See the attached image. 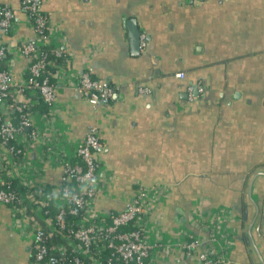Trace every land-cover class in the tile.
<instances>
[{
	"label": "crops",
	"instance_id": "0c3cea01",
	"mask_svg": "<svg viewBox=\"0 0 264 264\" xmlns=\"http://www.w3.org/2000/svg\"><path fill=\"white\" fill-rule=\"evenodd\" d=\"M0 1L15 10V36L31 37L19 0ZM41 9L73 54L68 69L87 67L116 86L94 112L58 85L57 99L68 106L53 125L56 145L72 148L95 123L113 193L136 180L168 187L157 208L168 236L178 227L196 231L195 210L207 218L223 205L231 235L221 264H264V0H42ZM128 20L145 35L137 52ZM196 83L204 92L189 100L187 86ZM31 158L48 184L63 180L49 158ZM97 206L121 204L104 197ZM10 221L0 206V264H31V244Z\"/></svg>",
	"mask_w": 264,
	"mask_h": 264
},
{
	"label": "built area",
	"instance_id": "2783aa9c",
	"mask_svg": "<svg viewBox=\"0 0 264 264\" xmlns=\"http://www.w3.org/2000/svg\"><path fill=\"white\" fill-rule=\"evenodd\" d=\"M41 1L19 0L17 8L33 32L29 38L15 36V10L0 1V206L9 209L10 228L31 244V264H158L171 257L174 264L226 262V207L212 206L207 218L195 210L196 231L178 227L168 236L157 212L168 187L136 180L128 191L113 193L95 123L72 148L56 145L55 121L68 106L57 99L58 85L72 88L94 112L108 106L116 86L87 67L79 74L68 69L73 54L56 41ZM139 38L143 48L144 33ZM193 92L201 95L204 86L188 85L189 100ZM36 153L59 167L61 182L48 184L37 172L31 158ZM104 197L121 207L99 209Z\"/></svg>",
	"mask_w": 264,
	"mask_h": 264
},
{
	"label": "water",
	"instance_id": "95a60500",
	"mask_svg": "<svg viewBox=\"0 0 264 264\" xmlns=\"http://www.w3.org/2000/svg\"><path fill=\"white\" fill-rule=\"evenodd\" d=\"M129 22V28H130V32H129V39H130V43L131 46L133 48V51H138L139 49V30L138 27L136 26L135 22Z\"/></svg>",
	"mask_w": 264,
	"mask_h": 264
},
{
	"label": "trees",
	"instance_id": "16d2710c",
	"mask_svg": "<svg viewBox=\"0 0 264 264\" xmlns=\"http://www.w3.org/2000/svg\"><path fill=\"white\" fill-rule=\"evenodd\" d=\"M63 59H64V57L59 58V59H57L56 61H57V62H59V61H63ZM42 108H43V110H46V109H45V105H42Z\"/></svg>",
	"mask_w": 264,
	"mask_h": 264
},
{
	"label": "rangeland",
	"instance_id": "374dc122",
	"mask_svg": "<svg viewBox=\"0 0 264 264\" xmlns=\"http://www.w3.org/2000/svg\"><path fill=\"white\" fill-rule=\"evenodd\" d=\"M228 215H230L229 212H228Z\"/></svg>",
	"mask_w": 264,
	"mask_h": 264
}]
</instances>
